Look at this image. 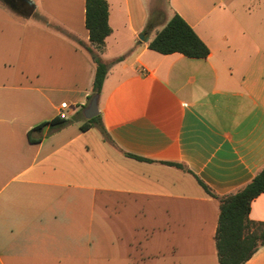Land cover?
I'll return each instance as SVG.
<instances>
[{
    "label": "crops",
    "instance_id": "0c3cea01",
    "mask_svg": "<svg viewBox=\"0 0 264 264\" xmlns=\"http://www.w3.org/2000/svg\"><path fill=\"white\" fill-rule=\"evenodd\" d=\"M24 2L0 0V264H219L196 176L221 197L264 167V0H106L101 49L85 0ZM173 13L206 57L148 48ZM57 28L108 63L106 136L80 128L95 64ZM60 112L69 124L28 139ZM248 217L264 222V191ZM243 264H264V245Z\"/></svg>",
    "mask_w": 264,
    "mask_h": 264
},
{
    "label": "trees",
    "instance_id": "16d2710c",
    "mask_svg": "<svg viewBox=\"0 0 264 264\" xmlns=\"http://www.w3.org/2000/svg\"><path fill=\"white\" fill-rule=\"evenodd\" d=\"M107 14L106 0H85L84 22L88 30L89 44L97 49H101L105 37L110 33ZM46 23L52 26L47 21ZM57 29L90 53L95 64L92 91L93 93L96 91L99 92L108 70V63L104 62L93 51L90 45L85 44L61 28ZM148 48L162 54L178 52L187 57L196 58L206 57L209 53L204 42L177 13H173L166 23L156 32L148 42ZM70 122L71 119L57 115L50 121L31 128L27 133L28 139L31 141L38 140L40 137H33L31 133L32 131L40 130L45 124H48L51 129H59ZM92 124H98L101 127L103 135L106 136V132L101 126L98 115L82 121L80 128L84 130L91 127ZM166 163L186 169L180 163ZM196 179L217 201L218 219L214 240L218 263L243 264L259 246L264 245V222H255L248 217L251 200L260 192L264 191V167L243 187L234 193L221 197L213 194L197 176Z\"/></svg>",
    "mask_w": 264,
    "mask_h": 264
},
{
    "label": "water",
    "instance_id": "95a60500",
    "mask_svg": "<svg viewBox=\"0 0 264 264\" xmlns=\"http://www.w3.org/2000/svg\"><path fill=\"white\" fill-rule=\"evenodd\" d=\"M144 32L139 34V38H143ZM98 114V92H94L87 103V105L82 110V115L85 119H90ZM46 127V125H45Z\"/></svg>",
    "mask_w": 264,
    "mask_h": 264
},
{
    "label": "flooded vegetation",
    "instance_id": "af4514ba",
    "mask_svg": "<svg viewBox=\"0 0 264 264\" xmlns=\"http://www.w3.org/2000/svg\"><path fill=\"white\" fill-rule=\"evenodd\" d=\"M10 6L14 7L16 10L25 12L27 6L24 0H5Z\"/></svg>",
    "mask_w": 264,
    "mask_h": 264
},
{
    "label": "built area",
    "instance_id": "2783aa9c",
    "mask_svg": "<svg viewBox=\"0 0 264 264\" xmlns=\"http://www.w3.org/2000/svg\"><path fill=\"white\" fill-rule=\"evenodd\" d=\"M66 106H67V104H66L65 102H62V103L60 104V108H61V109H62V108H65ZM59 116H61V117H65V114H64L63 112H60Z\"/></svg>",
    "mask_w": 264,
    "mask_h": 264
}]
</instances>
